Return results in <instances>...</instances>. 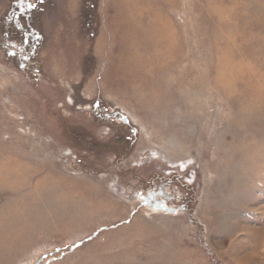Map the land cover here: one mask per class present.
Instances as JSON below:
<instances>
[{"label": "rangeland", "instance_id": "rangeland-1", "mask_svg": "<svg viewBox=\"0 0 264 264\" xmlns=\"http://www.w3.org/2000/svg\"><path fill=\"white\" fill-rule=\"evenodd\" d=\"M16 4L0 264H264V0Z\"/></svg>", "mask_w": 264, "mask_h": 264}, {"label": "flooded vegetation", "instance_id": "flooded-vegetation-1", "mask_svg": "<svg viewBox=\"0 0 264 264\" xmlns=\"http://www.w3.org/2000/svg\"><path fill=\"white\" fill-rule=\"evenodd\" d=\"M23 1H24V0H17V4H16V7H15V13H17V11H19V10L22 11L23 6H22L21 3H22ZM21 11H20V12H21ZM8 13H9V12H8ZM18 14H20V13H18ZM13 21L17 22L15 19H14ZM17 23H18V22H17ZM25 29H27V28H25ZM25 29H24V30H25ZM31 29H32V28H31ZM23 33H24V39L26 40V37L29 36V34L26 33V30L23 31ZM31 33H32V32L30 31V34H31ZM32 34H33V36L36 35L35 32L32 33ZM103 113H104L105 116H108V117H109L108 119L113 118V116H114V114H115V112H114L113 110H110L109 108H106V109L103 111Z\"/></svg>", "mask_w": 264, "mask_h": 264}, {"label": "bare ground", "instance_id": "bare-ground-1", "mask_svg": "<svg viewBox=\"0 0 264 264\" xmlns=\"http://www.w3.org/2000/svg\"><path fill=\"white\" fill-rule=\"evenodd\" d=\"M124 3V2H123ZM127 11H130V12H132V14L134 13V14H138V15H142L141 13V10H140V7H139V5H137L136 3H132L131 5H126V9H125V11H124V13L125 12H127ZM123 13V14H124ZM128 15V14H127ZM157 32H159L160 33V35H162L163 37L165 36V32H164V30H162V29H160V28H154ZM159 29V30H158ZM128 30V29H127ZM128 31H130V30H128ZM129 58V59H128ZM135 58V57H134ZM133 58V59H134ZM127 60H131V57L129 56V57H127Z\"/></svg>", "mask_w": 264, "mask_h": 264}]
</instances>
